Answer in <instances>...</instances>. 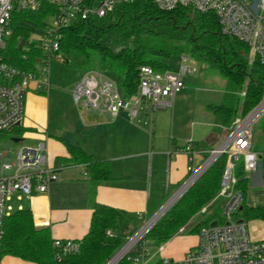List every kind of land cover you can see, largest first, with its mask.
<instances>
[{
    "label": "trees",
    "instance_id": "trees-1",
    "mask_svg": "<svg viewBox=\"0 0 264 264\" xmlns=\"http://www.w3.org/2000/svg\"><path fill=\"white\" fill-rule=\"evenodd\" d=\"M54 12L55 6L51 4H44L37 11L15 10L13 33L0 52L16 66L36 69L35 60L45 54L39 47L26 48L24 45L31 30H41L48 15ZM60 52L68 65L80 57L87 70L115 72L127 96L137 92L140 66L166 70L172 68L167 60L188 54L216 69L226 79L223 101L208 104L207 108L215 115L219 129L224 128L227 135L236 120L246 117L264 98V62L257 54H251L249 43L223 34L214 12H201L190 7L166 10L154 0H135L118 5L105 16L71 22L62 31ZM16 127L0 131V138ZM258 128L264 138V114L258 120ZM67 146L69 156L60 157L58 167L85 164L92 185L112 178L109 160H94L82 147ZM253 149L259 153L264 188V146L253 139ZM226 163V154L215 160L118 264H133L131 258L139 249L145 248L147 241L162 245L184 229L205 205L219 196ZM236 175L237 186L246 198L250 177L243 162L239 163ZM92 204L90 229L79 240L81 248L78 252L66 254L59 260L50 228L37 227L32 211L23 208L5 220L0 259L12 256L34 264H106L125 244L126 236L121 233L123 226L137 223L142 218L136 212L94 200ZM221 215L215 210L189 231L197 233ZM237 217L248 221L264 220V205H249L245 201ZM160 262L161 259L156 264Z\"/></svg>",
    "mask_w": 264,
    "mask_h": 264
},
{
    "label": "built area",
    "instance_id": "built-area-1",
    "mask_svg": "<svg viewBox=\"0 0 264 264\" xmlns=\"http://www.w3.org/2000/svg\"><path fill=\"white\" fill-rule=\"evenodd\" d=\"M133 1L135 0H0V49L5 47L7 39L13 33L12 16L15 10L37 11L44 4L55 6V12L48 15L42 29L31 30L24 45L26 48L39 47L44 52L43 57L35 60L36 69L16 66L0 52V131H9L22 121L29 90L43 92L52 86L50 61L52 57L65 61L60 52L65 27L79 18L105 16L118 5ZM154 2L166 10L190 7L201 12H214L222 33L249 43L254 49L253 55L257 54L264 62V0ZM180 59L178 69L157 70L150 65L140 66L137 92L130 96L123 92L119 81L104 75L103 70L88 69L72 88L74 104L87 112H109L114 118L126 113L131 121L145 105L153 111L171 107L176 94L186 87L184 77L195 75L198 71L196 60L191 56L183 53ZM260 105L246 117L236 120L234 128L218 150H211L214 160L206 159L196 167L193 142H187L182 149L190 160L189 169L192 174L188 183L195 176L197 180L220 156L227 155L219 192V196L224 199V208L220 217L213 218L209 225L201 228L198 244L186 252L182 259L162 258L159 264H264V238H252L249 221L237 217L246 198L244 191L237 186L239 179L236 169L240 162H243L244 169L249 174L260 169L259 153L253 149V125L263 113L257 112ZM242 156L244 158L241 161ZM58 178L57 168L49 164L44 142L35 146L21 145L12 159H0V250L5 220L13 213L9 204L11 200L14 197L33 196L35 193L45 194L50 183ZM53 245L57 250L56 257L60 260L66 254L78 252L81 241L54 239ZM145 257L146 250L141 248L131 260L133 264H141Z\"/></svg>",
    "mask_w": 264,
    "mask_h": 264
},
{
    "label": "crops",
    "instance_id": "crops-1",
    "mask_svg": "<svg viewBox=\"0 0 264 264\" xmlns=\"http://www.w3.org/2000/svg\"><path fill=\"white\" fill-rule=\"evenodd\" d=\"M201 77L190 79V85L176 94L171 107L153 111L145 105L133 121L126 113L114 118L106 111L76 110L72 89L62 91L52 85L48 91L29 90L23 119L9 133L12 139L20 138L21 145L44 142L49 164L57 168L59 178L50 183L45 194L14 197L19 206L16 210L12 207L13 212L30 209L35 225L50 228L53 239L82 240L90 229L93 200L142 217L157 209L171 189L175 194L191 174L188 154L182 151L187 142L192 141L196 149V165L220 141L218 131L226 133L207 108L223 101L225 88L219 98L213 91L200 94L206 90L197 86ZM63 98L69 104L68 112L61 107ZM27 140L32 144H26ZM68 144L82 147L94 160H109L112 178L92 185L85 164L58 167L57 160L69 156ZM12 158L6 148L0 151V159ZM259 172L252 180L263 186L261 169ZM251 221L253 228L260 229L255 239H263L264 220ZM196 244L194 238L181 253L173 255L182 259ZM0 264L34 263L3 256Z\"/></svg>",
    "mask_w": 264,
    "mask_h": 264
},
{
    "label": "rangeland",
    "instance_id": "rangeland-1",
    "mask_svg": "<svg viewBox=\"0 0 264 264\" xmlns=\"http://www.w3.org/2000/svg\"><path fill=\"white\" fill-rule=\"evenodd\" d=\"M253 51H254V49L252 50V53H251L252 55H253ZM180 60H181L180 55H176L167 61H168L169 65L172 67V69H178V68H180ZM196 63H198L197 64V70H198L197 73L195 75L185 76L184 77L185 84L190 85V81H189L190 79H194V78H197L198 76H202L201 80H199V82L197 83V86L200 88H203V89L206 88V90L199 91V93L200 94H207V93L213 91V92H216L219 94L217 96L219 98L220 94H221V90L223 88H225L224 87L225 77L222 76L216 69L209 68L206 66V64H204L202 62L196 61ZM49 70H50V76L52 79L53 87L55 86L57 89L62 90V91L71 90L87 71V69L82 65V59L80 57L74 58L73 62L69 65L62 62L60 59H58L56 57H52L51 61H50ZM103 74L112 80L118 81L116 73L111 71V70L110 71L109 70H103ZM61 107L64 111L68 112L69 104H68L67 100L64 98L61 101ZM74 108L76 110H78L75 105H74ZM263 114H264V111L259 116V118ZM259 118H258V120H259ZM258 120L253 125V137H254V140L259 145L264 146V138L261 135V133L259 132ZM223 134L224 133H222V135H221L220 131H218V135L221 136V139L216 145L213 146L214 149H216L225 140V136L227 135V133H225V135H223ZM12 137H13L12 134L8 133V135L6 137L0 138V151L2 149L6 148L7 153H9L10 156L13 155V153L15 151H17L18 148L21 146V143L15 142L12 139ZM5 143L9 144L8 147H5ZM26 144H32V142L27 140ZM210 154H211V150L209 151V153L207 155L200 158L199 164L197 163L198 165L196 164L195 166L199 167V165H201L210 156ZM243 158L244 157L242 156L240 160L242 161ZM191 174L189 175V177L191 176ZM250 174H251V179H250L249 188H248L247 195H246V202L248 204H251V205H264V188L262 185H259L255 182H253V180H252V177L257 178L260 175V172L258 170V171H254ZM174 192L175 191L173 189H171L169 195H167L164 198V200L159 205V207H157V209H155L154 211H151L150 213H148V215H146L145 217H142V219L139 222L126 224L123 226L121 233L126 236L125 244L127 242H129L141 230V228H143L145 226V224L152 218V216L171 197H173L172 195L174 194ZM223 200L224 199L222 197L217 196L216 199H214L213 201H211L207 205H205L190 220L189 224L184 229H182L177 235L172 237L166 243L159 245L154 241H151V240L147 241L145 243L146 257L141 264H156V262L158 260H160L161 258H163L164 256H170V257L175 258V260H178L177 257H175V255H178L179 253H181L183 251L187 242H190L194 238L197 240V244L199 242V235L197 233L200 232V230L203 226L200 228L199 232H197V233L190 232L189 231L190 228L193 227L198 222L202 221L204 218H206L210 213L214 212L215 210L222 213L223 208H224L223 207V205H224ZM9 204H11L13 209L16 210L19 206L18 205L19 201L16 198H14ZM253 223L254 222L251 221L249 223V227H250V234H251L252 238L255 239V236L257 235V233H259L260 229L253 228L254 227ZM255 230H257V231H255ZM138 240H140V238ZM136 243H134V245ZM164 247H165V250L163 251ZM190 249H192V248H190ZM190 249H188V251ZM173 254H175V255H173ZM164 258H167V257H164Z\"/></svg>",
    "mask_w": 264,
    "mask_h": 264
},
{
    "label": "bare ground",
    "instance_id": "bare-ground-1",
    "mask_svg": "<svg viewBox=\"0 0 264 264\" xmlns=\"http://www.w3.org/2000/svg\"><path fill=\"white\" fill-rule=\"evenodd\" d=\"M262 111H264V101L258 108L257 112H262ZM195 178L196 176L191 181L195 180ZM191 181L183 189H181L175 196H173L172 199L168 203H166V205L162 207L154 216H152V218L145 224V226L141 228V230L107 264H117L119 259L122 258L133 247L134 243H136L139 238L141 239V237L144 236V234L154 224V222H156L158 218H160L170 208V206L176 201V199L180 196V194L189 186V184H191Z\"/></svg>",
    "mask_w": 264,
    "mask_h": 264
},
{
    "label": "water",
    "instance_id": "water-1",
    "mask_svg": "<svg viewBox=\"0 0 264 264\" xmlns=\"http://www.w3.org/2000/svg\"><path fill=\"white\" fill-rule=\"evenodd\" d=\"M263 101H264V98H263V100H262V101H261V102H260L255 108H257V107H258ZM255 108H254V110H255ZM18 125H20V123H17V124H16V126H18ZM13 140H14L15 142H20L21 139H20V138H13ZM217 150H218V148H217V149H214L213 152H215V151H217ZM213 152L210 154V156L207 158V160H208V159H213V160H214V158H212V156H213V155H212ZM213 160H212V161H213ZM210 165H211V164H210ZM210 165L204 170V172L210 167ZM258 170H260V169H258ZM204 172H203V173H204ZM203 173H202V174H203ZM202 174H201V175H202ZM201 175H200V176H201ZM195 181H196V180H195ZM195 181H194V182H195ZM194 182H192L191 184H189V186H188V187H187V188H186V189L180 194V196L176 199V201H177V200H178V199H179V198H180V197H181V196H182V195H183V194H184V193H185V192H186V191H187V190H188L193 184H194ZM187 184H188V180H187V181H186V182H185V183L179 188V190L175 193V195H176L181 189H183ZM175 195H173V196H175ZM171 199H172V197H171L166 203H168ZM176 201H175V202H176ZM175 202L170 206V208L175 204ZM166 203H165L162 207H164V206L166 205ZM162 207H161V208H162ZM161 208H160V209H161ZM170 208H169V209H170ZM160 209H159V210H160ZM169 209H168V210H169ZM159 210H158V211H159ZM168 210H167V211H168ZM158 211H157V212H158ZM167 211H166V212H167ZM157 212H156V213H157ZM166 212H165V213H166ZM156 213H155V214H156ZM165 213H164V214H165ZM155 214H154V215H155ZM164 214H163V215H164ZM154 215H153V216H154ZM163 215H162V216H163ZM162 216H161V217H162ZM161 217H160V218H161ZM160 218H158V220H159ZM158 220H157V221H158ZM157 221H156V222H157ZM156 222H154V224H155ZM154 224H153V225H154ZM212 224H214V223H212ZM153 225L147 230V232L153 227ZM147 232H146V233H147ZM127 243H128V242H127ZM127 243H126V244H127ZM126 244H125V245H126ZM125 245H124V246H125ZM124 246H123V247H124ZM123 247H122V248H123ZM122 248H121V249H122ZM121 249H120V250H119V251H118L113 257H115V256L121 251ZM113 257H112V258H113ZM112 258H111V259H112ZM122 258H123V257H122ZM122 258H120L119 261H120ZM111 259H110V260H111ZM110 260H109V261H110ZM109 261H108V262H109ZM119 261H118V262H119ZM108 262H107V263H108ZM107 263H106V264H107Z\"/></svg>",
    "mask_w": 264,
    "mask_h": 264
}]
</instances>
